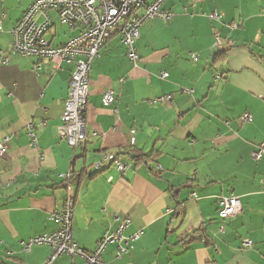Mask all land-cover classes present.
<instances>
[{
    "label": "crops",
    "instance_id": "obj_1",
    "mask_svg": "<svg viewBox=\"0 0 264 264\" xmlns=\"http://www.w3.org/2000/svg\"><path fill=\"white\" fill-rule=\"evenodd\" d=\"M35 1L0 0V264H46L48 247L25 252L22 243L57 229L48 218L66 197L59 179L66 173L78 248L94 251L117 229L114 215L130 220L124 236L141 231L119 259L115 244L107 246L105 264H264V158L251 159L264 144V0H166L162 8L174 17L139 29L135 63L113 35L91 65L87 139L76 150L56 132L72 66L54 72L45 61L13 55L1 64L11 30ZM49 17L45 37L62 45L74 32L55 12ZM107 89L117 96V115L102 104ZM162 97L170 102L152 103ZM244 114L250 123L240 121ZM42 121L34 144L26 125ZM108 154L120 155L124 173L103 162ZM221 197L239 199L236 217L218 218ZM52 264L84 262L63 256Z\"/></svg>",
    "mask_w": 264,
    "mask_h": 264
},
{
    "label": "built area",
    "instance_id": "obj_2",
    "mask_svg": "<svg viewBox=\"0 0 264 264\" xmlns=\"http://www.w3.org/2000/svg\"><path fill=\"white\" fill-rule=\"evenodd\" d=\"M166 0H36L26 10L22 18L11 30V48L8 55H2L1 64L7 65L9 56L36 58L50 64L54 72L60 71L63 65L72 66V72L68 82V92L64 101L63 111L60 117V125L56 132L58 138L70 148L76 150L87 139L86 113L89 95V73L92 63L100 58V52L113 35H119L122 46L125 48L127 58L135 63L139 60L135 52V42L139 38V29L147 22L170 21L174 14L162 8ZM55 12L61 25L68 27L74 35L59 46H52L45 35L52 25L49 12ZM208 19L219 22L221 17L217 13H211ZM230 29H237L238 25H229ZM224 42L219 32L214 34V48L221 51ZM196 62L197 57L192 56ZM32 71L37 74L39 65ZM168 75L162 73L161 80H166ZM219 77V75H218ZM117 101L116 94L107 89L102 95L104 107L112 108V113L117 115L114 108ZM170 102V97H162L152 103ZM241 122L250 123L252 118L248 114L240 117ZM42 121L38 125L29 122L26 130L32 142L36 140L33 130L36 127H44ZM133 134V132H132ZM6 154L5 143L0 144V158ZM264 158V144L257 146L251 153L254 162H260ZM104 163L124 173L127 164L117 155L108 154ZM102 163L93 165L94 171H99ZM61 185L66 191V197L62 205L49 215V220L55 223L57 229L50 233L35 236L22 243L23 251L29 252L32 247L46 246L50 254L46 264L57 262L63 256L81 259L84 264H105L101 257L106 247L115 244V257L133 251L134 243L141 235V231L131 236H124V231L129 227L130 220L127 217L119 218L114 215L118 227L113 232L104 233L99 239L94 251L86 252L77 247L72 239L71 228L74 215V191L72 188L71 173L59 175ZM217 215L220 220H228L236 217L241 211L239 199L236 197L219 198L217 200ZM202 241L203 238H201ZM243 248H250L248 240L242 242Z\"/></svg>",
    "mask_w": 264,
    "mask_h": 264
},
{
    "label": "trees",
    "instance_id": "obj_3",
    "mask_svg": "<svg viewBox=\"0 0 264 264\" xmlns=\"http://www.w3.org/2000/svg\"><path fill=\"white\" fill-rule=\"evenodd\" d=\"M220 53H223V52H221V51H219L218 52V54H220ZM217 54V55H218ZM216 55V56H217ZM118 157H120V155H118ZM142 156H140L139 154H133V156H132V160L135 162V163H138V162H140L142 159Z\"/></svg>",
    "mask_w": 264,
    "mask_h": 264
},
{
    "label": "rangeland",
    "instance_id": "obj_4",
    "mask_svg": "<svg viewBox=\"0 0 264 264\" xmlns=\"http://www.w3.org/2000/svg\"><path fill=\"white\" fill-rule=\"evenodd\" d=\"M150 22H151V21H150ZM147 23H149V22H147ZM147 23H145V24H147ZM145 24H144V25H145ZM60 29H62V27H60Z\"/></svg>",
    "mask_w": 264,
    "mask_h": 264
}]
</instances>
